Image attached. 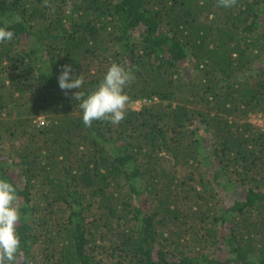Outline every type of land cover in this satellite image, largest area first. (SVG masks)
<instances>
[{
  "label": "trees",
  "instance_id": "trees-1",
  "mask_svg": "<svg viewBox=\"0 0 264 264\" xmlns=\"http://www.w3.org/2000/svg\"><path fill=\"white\" fill-rule=\"evenodd\" d=\"M0 26L16 264H264V0H0ZM112 63L126 116L85 126L61 66L87 94Z\"/></svg>",
  "mask_w": 264,
  "mask_h": 264
},
{
  "label": "clouds",
  "instance_id": "clouds-1",
  "mask_svg": "<svg viewBox=\"0 0 264 264\" xmlns=\"http://www.w3.org/2000/svg\"><path fill=\"white\" fill-rule=\"evenodd\" d=\"M13 37L12 30L0 26V42L10 41ZM134 79L133 71L124 65L112 63L98 85L86 94L81 91L84 77L74 74L71 64L62 65L57 77L60 89L65 90L66 94L72 89H79L72 95L79 101L82 121L88 127L94 121L107 120L112 124H119L125 118L129 102L125 89ZM137 102L139 104L140 101ZM18 199L16 185L0 177V264H16L21 250V237L17 231L21 221L20 209L16 203Z\"/></svg>",
  "mask_w": 264,
  "mask_h": 264
},
{
  "label": "rangeland",
  "instance_id": "rangeland-1",
  "mask_svg": "<svg viewBox=\"0 0 264 264\" xmlns=\"http://www.w3.org/2000/svg\"><path fill=\"white\" fill-rule=\"evenodd\" d=\"M130 107L135 109V110H139L140 108H142V104H140V103L138 104V102L137 103L134 102V103L130 104Z\"/></svg>",
  "mask_w": 264,
  "mask_h": 264
},
{
  "label": "built area",
  "instance_id": "built-area-1",
  "mask_svg": "<svg viewBox=\"0 0 264 264\" xmlns=\"http://www.w3.org/2000/svg\"><path fill=\"white\" fill-rule=\"evenodd\" d=\"M140 103V102H139Z\"/></svg>",
  "mask_w": 264,
  "mask_h": 264
}]
</instances>
